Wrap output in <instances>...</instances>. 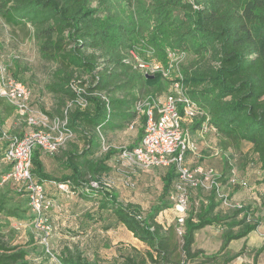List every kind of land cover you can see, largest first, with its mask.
Here are the masks:
<instances>
[{
	"label": "trees",
	"instance_id": "trees-1",
	"mask_svg": "<svg viewBox=\"0 0 264 264\" xmlns=\"http://www.w3.org/2000/svg\"><path fill=\"white\" fill-rule=\"evenodd\" d=\"M0 18L11 28H32L42 57L57 67L46 90L58 98L59 118L64 120L66 110L67 129L87 143L80 153L74 146L65 152L64 168L71 171L70 176L57 180L47 173L42 162L46 155L39 149L33 155L32 174L43 184L55 182L91 190L99 211H109L117 227L123 226L148 248L151 264L172 263L157 218L173 208L166 199L174 197L171 194L178 183L177 167L165 170L160 205L146 217L138 208L121 204L113 192L101 187L93 190L86 179L98 173L99 164L94 160L102 136L123 131L139 118L134 110L136 95L119 98L116 94L147 87L158 93L163 90L162 84L152 85L154 82L132 65L130 51L135 37L148 38L160 52L172 49L195 56V69L183 72L191 88L190 99L206 112L209 125L226 141L250 144L264 172V0H0ZM19 71L16 65L11 76L21 81ZM12 115L17 116L14 106L0 98L1 128ZM139 119L144 125L145 120ZM196 125L200 131L202 121ZM143 132L141 128L139 143ZM8 171L4 168L0 172V215L27 221L28 211L32 212L26 193L10 182L3 183ZM226 177L223 174L222 178ZM11 195L26 201L18 204ZM195 200L191 197L184 223L186 261L194 263L199 257L216 261L227 253L230 243L247 238L260 225L252 222L253 214L246 207L224 215L216 189L199 208ZM29 216L34 223V215ZM212 226L225 231L219 253L205 256L201 250L193 251L197 233ZM6 227L0 224V264H32L35 254L9 248L2 242L1 233ZM263 253L264 244L256 256ZM62 264L88 263L67 260ZM126 264L148 263L146 259H129Z\"/></svg>",
	"mask_w": 264,
	"mask_h": 264
},
{
	"label": "rangeland",
	"instance_id": "rangeland-1",
	"mask_svg": "<svg viewBox=\"0 0 264 264\" xmlns=\"http://www.w3.org/2000/svg\"><path fill=\"white\" fill-rule=\"evenodd\" d=\"M131 51L150 69L149 79L154 82L152 85L162 84L163 90L158 93L151 91L150 87L137 88L118 93L117 97H128L131 94L138 99L152 95L165 97L172 92L173 85L177 82L183 84L189 96L191 88L187 85L183 72L195 69V64L198 63L195 56L172 49L160 52L150 44L148 38L139 36L135 37ZM16 65L20 68L18 79L33 91L34 108L48 115L51 121L58 119V98L46 90V86L53 81L56 65L42 57L31 27L11 28L0 18V67L12 75ZM199 66L204 65L201 63ZM80 103L83 107L86 106L83 101ZM68 105L71 106L70 103ZM193 107L194 117L188 119L186 114L182 115L184 130L189 131L190 136L197 132L192 139L198 145L197 155L185 163L190 178L178 177L174 194H171L174 197L166 199L173 208L165 210L157 218L172 253L171 264H264V253L256 256L257 250L264 244V172L257 165L250 144H233L217 131L196 130V124L203 122L207 114L200 111L197 105L194 104ZM141 128L144 129V125L140 120L134 128L102 136L101 147L94 160L99 164L98 173L87 175L86 179L90 182L95 180L101 188L116 194L121 204L138 208L142 217H146L152 208L160 205L163 196L161 180L165 170L143 169L123 156L125 151L129 152L139 145ZM27 130L25 120L16 115L7 118L2 126V131L8 136H19V133L24 134ZM5 143H0V152ZM86 145V141L73 136L64 149L52 158L50 174L57 180L70 176L71 171L64 168L65 152L74 146L80 153ZM1 156L0 154V159ZM4 168L0 161V172ZM223 174L227 175L225 179L222 178ZM8 189L3 188V191ZM214 189L222 203L227 198L228 205L232 206L222 205L220 210L224 215H232L234 210H241L233 208L239 204L249 209L253 214L250 217L252 222L257 221L260 225L247 238L230 243L227 253H222L216 261H207L203 257H199L194 263L186 261L183 236L186 212L191 208L190 199L196 198L195 207L199 208ZM56 193L49 191L48 196L56 201L60 209L68 211L53 209L46 213L42 225L49 228L46 241L43 231L35 228V222L29 221V215L33 214L28 211L27 221L0 215V224L7 225L1 233L2 242L9 248L24 249L35 254L32 255V264H62L67 260L88 264H126L129 259L139 262L146 259L151 264L146 254L148 248L123 226L117 227L116 220L110 216L109 211H99L91 190L71 186L69 194L54 195ZM14 198L18 204L26 201L24 197ZM181 208L185 210L183 213L180 212ZM233 231H237L236 227ZM224 232L217 226L201 230L196 235L193 251L201 250L205 256L219 253ZM31 240L36 242L32 243Z\"/></svg>",
	"mask_w": 264,
	"mask_h": 264
},
{
	"label": "built area",
	"instance_id": "built-area-1",
	"mask_svg": "<svg viewBox=\"0 0 264 264\" xmlns=\"http://www.w3.org/2000/svg\"><path fill=\"white\" fill-rule=\"evenodd\" d=\"M130 55L134 68L149 76L150 69L138 60L132 51ZM0 98L14 106L17 116L25 120L28 126L22 137L8 136L0 126V143L4 141L7 144L1 164L9 169L3 177V183L10 182L26 193L29 207L35 217V228L43 231L46 241L49 228L42 227L43 220L46 213L56 209L58 205L48 196L44 184L32 174L33 155L35 150L39 149L46 156H56L71 141L73 134L66 127L67 111H64V120L58 117L51 121L48 115L34 108L32 89L1 67ZM193 106L194 103L181 82L175 83L172 92L165 97L148 96L138 99L134 110L145 120L143 136L139 145L129 152L125 151L123 156L143 169H167L174 165L179 172V178H190L185 168L187 155L190 152L197 155L198 148L192 142L189 131L183 128L182 114H186L188 119L194 117ZM209 130L215 131L205 115L199 132ZM56 187L59 191L69 194V184L60 183L56 184ZM91 188L98 190L100 186L91 182ZM223 204L232 208L228 205L227 198L223 200ZM233 208L242 209L243 206L237 204ZM184 211V208H181L180 212Z\"/></svg>",
	"mask_w": 264,
	"mask_h": 264
},
{
	"label": "crops",
	"instance_id": "crops-1",
	"mask_svg": "<svg viewBox=\"0 0 264 264\" xmlns=\"http://www.w3.org/2000/svg\"><path fill=\"white\" fill-rule=\"evenodd\" d=\"M139 118H140V117H139ZM139 118L136 120V122H134V123L130 126L131 128H134V125H136L137 122L141 120V119H139ZM130 127H129V128H130ZM125 130H126V129H125ZM19 132H20V131H19ZM26 132H27V131H26ZM26 132H25V133H26ZM25 133H24V134H25ZM196 133H197L196 131L193 132V136H191V140L194 139V135H195ZM19 134H20L21 136L24 135V134H22V132L19 133ZM192 142L195 143V145L198 147L196 141H193V140H192ZM192 156H196V155H193L191 152L188 153L186 161L189 162V160H190V158H191ZM42 162H43V164H44V167H45L47 173L50 174L49 169L51 168L50 165H51L52 162H53L52 158H50V157H48V156H47V157H46V156H42ZM64 162H65V158H64ZM64 162H63V163H64ZM53 167H54V166H53ZM162 169H163V170H167V169H165V168H162ZM65 174L69 175L68 172H65ZM56 184H60V183H55V182H46V183H44V186H45V189H46L47 193H48L49 191H56L57 193L54 194V195H62L63 192H61V191H59V190L57 189ZM50 185H51V186H50ZM64 194H65V193H64ZM49 195H53V194H49ZM56 209H59L61 212H67V211H68V210L63 211L62 209H60V207H57Z\"/></svg>",
	"mask_w": 264,
	"mask_h": 264
},
{
	"label": "water",
	"instance_id": "water-1",
	"mask_svg": "<svg viewBox=\"0 0 264 264\" xmlns=\"http://www.w3.org/2000/svg\"><path fill=\"white\" fill-rule=\"evenodd\" d=\"M148 78H149V76H148Z\"/></svg>",
	"mask_w": 264,
	"mask_h": 264
}]
</instances>
